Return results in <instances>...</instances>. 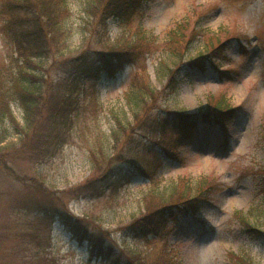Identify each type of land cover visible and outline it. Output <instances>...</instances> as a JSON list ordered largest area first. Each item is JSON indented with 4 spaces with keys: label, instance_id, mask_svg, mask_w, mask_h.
Segmentation results:
<instances>
[{
    "label": "rangeland",
    "instance_id": "374dc122",
    "mask_svg": "<svg viewBox=\"0 0 264 264\" xmlns=\"http://www.w3.org/2000/svg\"><path fill=\"white\" fill-rule=\"evenodd\" d=\"M65 1L71 9L68 23L75 48L89 15L83 12L84 0ZM133 1L138 4L130 26L142 29L144 46L134 59H126L112 72L104 71L99 78L87 80L81 100L89 103L96 98L102 103L98 117L107 128V109L124 105L125 92L136 75L144 78L146 69L154 86L162 88L168 77L165 67H178L177 91L158 100L155 112L168 116L171 108L183 109L192 114L197 129L177 148L178 157L165 158L154 177L160 191L188 180L204 197L194 212L169 218L158 233L147 235L120 228L142 212L144 197H155L151 190L158 186L139 172L126 177L116 198L112 190L97 198L64 193L63 200L79 216L94 209L96 218L87 220L105 230L104 241L119 253L138 249L143 257L147 256L148 263L169 257L170 251L174 255L172 264H264V0ZM8 2L0 0V60L10 58L13 48L1 29L11 14ZM108 26L113 38L121 31L116 17L108 19ZM170 29L186 34V40L193 34L202 37L190 44L176 43L169 36ZM211 34L218 35L225 46L213 48L222 52L220 59H205L203 70L193 60L211 52L205 41ZM169 47H175L174 52L182 47V52L177 55ZM210 101H224L223 107L235 108L227 127L203 119L201 112ZM11 105L22 125L23 110L14 100ZM128 114L131 116L129 110ZM6 125L17 140L12 122L7 120ZM166 131L167 137L176 134L173 125ZM156 136L161 134L157 132ZM75 138L42 161L10 156L7 164H0L1 250L17 247L19 232L31 229L27 218L24 223L14 218L18 214L28 216L27 210L33 215L31 209L25 210L26 202L39 196L30 180H19L5 167L21 176L41 175L50 193L74 186L93 173L88 147L77 135ZM242 214L260 228L257 234L248 231ZM43 227L46 231L51 228V250L57 264H114L113 260L91 258L89 242L77 239L59 219L49 217ZM115 264H125L124 258Z\"/></svg>",
    "mask_w": 264,
    "mask_h": 264
},
{
    "label": "trees",
    "instance_id": "16d2710c",
    "mask_svg": "<svg viewBox=\"0 0 264 264\" xmlns=\"http://www.w3.org/2000/svg\"><path fill=\"white\" fill-rule=\"evenodd\" d=\"M137 4L133 0H84L83 12L89 18L85 20L81 42L72 48V26L68 23L71 9L65 0H9L11 14L1 29L13 48L10 58L5 56L0 60V164H7L10 156L42 161L59 146L74 142L77 135L88 147L93 173L83 182L50 193L51 188L41 175L21 176L6 166L19 180H30L39 196L34 195L26 202L25 210L31 209L33 215L27 210L28 216H15L14 219L23 223L27 218L31 229L19 232L17 247L0 249V264H57L51 250L54 245L51 228L46 231L43 227L49 217L59 219L80 241H88L91 258L113 260L114 264L123 258L125 264L173 263L174 255L170 251V258L166 256L153 263H148L147 256L143 257L135 248L126 249L124 253L115 251L102 237L105 230L87 220L96 218L94 209L79 216L72 213L63 200L64 193L97 198L112 190L111 195L116 198L126 177L139 172L158 186L151 190L155 197L147 200L146 194L142 212L120 228L128 233L147 235L158 233L169 218L194 212L204 197L188 180L182 185L175 182L170 189L160 191L154 177L165 158L178 157L177 148L197 129L192 114L183 109L171 108L168 116L162 111L155 112L158 100L177 91L178 67H165L168 77L162 88L154 86L146 69L144 78L136 75L125 92L124 105L107 109L110 120L107 128L98 117L103 110L102 103L96 98L89 103L81 100L87 80L99 78L104 71L112 72L118 63L139 55L146 36L142 29L130 26ZM114 17L121 31L113 38L108 19ZM169 36L176 43L188 44L202 37L193 34L186 40V34H178L176 29H170ZM218 38L214 34L205 38L207 50L211 52L198 55L193 63L204 70L205 59H220L222 52L213 48L225 45ZM174 49L169 47L172 52ZM181 52L182 47L174 53ZM13 100L24 112L22 125L12 108ZM223 104L224 101H210L201 112L203 119L227 127L235 108H225ZM7 120L16 128L17 140L13 139ZM171 125L176 134L167 137L166 130ZM157 132L160 137L156 136ZM199 186L203 187L204 183L200 182ZM47 196L53 198L49 200ZM240 217L248 231L255 234L260 231L243 214ZM244 264L248 263L244 261Z\"/></svg>",
    "mask_w": 264,
    "mask_h": 264
}]
</instances>
